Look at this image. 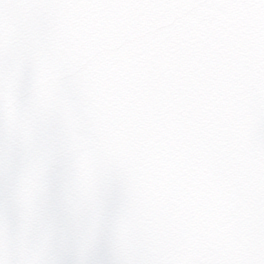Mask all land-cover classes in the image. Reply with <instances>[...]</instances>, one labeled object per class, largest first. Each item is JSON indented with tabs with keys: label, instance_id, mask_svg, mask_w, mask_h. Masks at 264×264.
Listing matches in <instances>:
<instances>
[{
	"label": "snow or ice",
	"instance_id": "snow-or-ice-1",
	"mask_svg": "<svg viewBox=\"0 0 264 264\" xmlns=\"http://www.w3.org/2000/svg\"><path fill=\"white\" fill-rule=\"evenodd\" d=\"M0 264H264V0H0Z\"/></svg>",
	"mask_w": 264,
	"mask_h": 264
}]
</instances>
